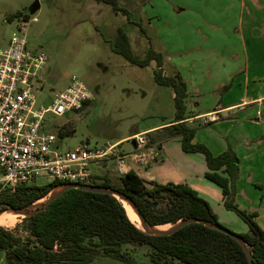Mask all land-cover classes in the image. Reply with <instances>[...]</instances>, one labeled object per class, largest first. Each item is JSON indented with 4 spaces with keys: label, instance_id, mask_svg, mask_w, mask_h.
I'll use <instances>...</instances> for the list:
<instances>
[{
    "label": "rangeland",
    "instance_id": "1",
    "mask_svg": "<svg viewBox=\"0 0 264 264\" xmlns=\"http://www.w3.org/2000/svg\"><path fill=\"white\" fill-rule=\"evenodd\" d=\"M119 3L130 11L131 19L122 12L113 11L109 4L95 0H0V49L8 45L12 33L23 22V17L15 16L11 19V15L27 12L31 18H37L27 22L29 47L34 51L44 52L49 57L42 72L43 84L36 88L38 102L50 104L54 94L66 87L72 76L81 79L95 97V101L87 108L64 116L47 117L46 128L51 132L57 134L58 129L64 125L67 129H75L70 135H58L57 147L61 151L87 141L91 146L101 145L110 137L126 133L141 123V117L151 105L150 99L156 92L151 81L154 80L153 71L157 67L155 61L147 65V68L129 62L130 67L135 68V76L131 70H127L129 66L118 64L116 72H104L96 66L95 59L106 53L101 47H108L109 40L112 43L115 41L119 26L128 31L133 50L142 57L150 47L156 45L171 52L181 49L176 51L180 55H176L173 60L180 64L181 72L178 73L183 80L188 78L190 81H198L203 77L201 69L188 71V61L195 60L205 64L210 70L209 80L212 85L220 78L231 79L230 73H218L217 68L222 66L224 70H228V64L236 61L235 65L231 64L232 69H244V41L249 50L248 64H253L256 56L251 47L254 35H251L249 27L255 21L259 29H264V1L119 0ZM138 23L148 30L144 27V32ZM149 30L151 37L147 35ZM234 53L238 55L237 59L232 58ZM138 74L148 77L140 82ZM97 80H100V85ZM205 80L208 81L207 78ZM143 84L147 86L144 92L148 96H143ZM214 100L215 97L207 95L195 102L207 105ZM168 105L170 103L166 102V110ZM131 143L125 142L121 147L130 146ZM117 169L115 158L111 157L105 168L98 162L91 164L92 173H107L113 178L114 184L122 185ZM50 182L49 177L39 176L35 184L45 186ZM221 217L220 223L236 233H241L231 218ZM16 218L14 225L2 227L25 238L27 232L21 223L23 216ZM123 248L131 252L139 262H149V247L125 245ZM0 264H6L2 249ZM91 264L126 263L100 255Z\"/></svg>",
    "mask_w": 264,
    "mask_h": 264
},
{
    "label": "trees",
    "instance_id": "2",
    "mask_svg": "<svg viewBox=\"0 0 264 264\" xmlns=\"http://www.w3.org/2000/svg\"><path fill=\"white\" fill-rule=\"evenodd\" d=\"M95 1L109 4L113 11L122 12L131 19L130 11L121 6L119 0ZM15 16L25 20L31 17L27 12H20L10 18ZM138 25L145 32L142 24ZM112 49L140 67L156 62L157 67L153 71L155 82L175 91L173 133L182 136L184 151L204 155L207 164L205 178L221 189L226 208L247 224L248 231L240 234L252 251L253 263L264 264V229L255 220L256 213L240 209L233 198L239 175L237 154L229 149L215 155L206 145L193 142L194 129L185 121L187 84L178 72L173 75L164 73L161 52L150 47L142 57L133 50L129 35L122 26L118 27ZM74 130L64 125L57 134L66 136ZM95 178L103 179L95 184L111 186L128 194L152 225L174 224L196 217L224 226L210 203L188 184L148 181L132 170L121 175L122 185L111 183L106 176ZM61 183L65 182L52 181L45 186L24 185L15 191L0 190V202L23 207L42 198ZM21 223L27 232L25 238L0 226V249L5 253L6 264H91L100 255L126 264H249L243 246L232 236L201 223H188L170 235L146 234L131 220L119 199L103 192L70 188L45 210L23 218ZM125 245L149 247V262H139L123 248Z\"/></svg>",
    "mask_w": 264,
    "mask_h": 264
},
{
    "label": "crops",
    "instance_id": "3",
    "mask_svg": "<svg viewBox=\"0 0 264 264\" xmlns=\"http://www.w3.org/2000/svg\"><path fill=\"white\" fill-rule=\"evenodd\" d=\"M259 1L264 0H253L256 3ZM258 26L255 21H252L251 27H249L251 35H254L251 47L256 56L253 64H248L250 62L249 50L246 41H244L243 54L246 62L242 65L244 69L238 71L232 69L231 64L235 65L236 61L228 64V68H226L228 70H224L222 66L217 68L218 73H230V80L220 78L212 85L209 80L210 70L205 64L195 60L187 62L188 71L201 69L203 77L198 81L184 79L188 86L185 121L194 129L193 142L206 145L215 155L229 149L237 154L240 163L239 175L235 182L234 202L242 210L249 213L255 212V220L264 229V115L262 114L264 110V50L262 51L264 43H261L264 42V29L261 30ZM145 29L148 30L147 27ZM126 32L128 33V31ZM147 35L148 37L151 35L150 30ZM112 45V40H109L108 47H101L106 53L95 59L96 66L104 72H116L118 64L124 65V67L129 66L127 70H131L135 76V68L130 67L131 65L122 55L113 51ZM153 48L163 54L165 74L173 75L181 72L180 64L173 60L176 55H180V52L176 53V51L181 49L171 52L164 48H158V45ZM237 57L238 55L235 53L232 54L233 59H237ZM143 68H147V66ZM137 77L142 82L148 76L138 74ZM151 81L156 92L150 99L149 109L140 119L141 123L133 126L124 134L108 138L105 142L120 144L119 148L124 154L123 162L120 164L121 169H119L117 159L112 157L117 163L119 176L132 170L148 181L161 184L168 182L188 184L210 203L219 219L220 216H222L221 219L231 218L241 233L247 232V224L236 213L226 208L225 196L221 189L205 178L207 164L204 155L199 152L184 151L181 144L182 136L173 133L176 112L174 89L170 86L159 85L155 80ZM97 82L100 85V80ZM142 88L143 96H148V93L144 92L147 86ZM207 95L215 97L213 103L202 105L200 102H195ZM94 101L93 95V99L88 101L83 108L89 107ZM166 102L170 103L167 110L165 109ZM207 114L218 116V119L205 123L204 117ZM148 119L152 121H148ZM136 134H145L149 138V142L146 145H138L133 139ZM125 142L132 143L130 146L121 147ZM143 152H147L148 155L150 153L148 161L145 163L135 161L133 154ZM153 153L156 155H152ZM99 164L105 168L109 164V159ZM93 174L99 177L106 176L113 183V178L107 173ZM98 181L101 182L103 179L99 178Z\"/></svg>",
    "mask_w": 264,
    "mask_h": 264
},
{
    "label": "built area",
    "instance_id": "4",
    "mask_svg": "<svg viewBox=\"0 0 264 264\" xmlns=\"http://www.w3.org/2000/svg\"><path fill=\"white\" fill-rule=\"evenodd\" d=\"M28 21L23 19L8 45L0 49V190L15 191L19 186L35 184L39 176H47L51 182L95 184L92 163L115 157L121 169L124 154L120 144L91 146L81 142L69 150L58 149V134L47 130V117L77 112L93 95L81 79L72 76L50 104L38 102L36 88L43 84L42 72L49 57L30 49ZM216 119L218 116L207 114L204 122ZM133 139L138 145L149 142L145 134H136ZM149 155L133 154L135 161L141 163L147 162Z\"/></svg>",
    "mask_w": 264,
    "mask_h": 264
},
{
    "label": "water",
    "instance_id": "5",
    "mask_svg": "<svg viewBox=\"0 0 264 264\" xmlns=\"http://www.w3.org/2000/svg\"><path fill=\"white\" fill-rule=\"evenodd\" d=\"M262 114L264 115V110ZM70 188H79V189L89 190L93 192L108 193V194L115 196L121 202L122 200H125L132 207V209L135 211V213L138 216L140 226L138 225L137 226L141 228L146 234L170 235L174 233L175 231H177L178 229H180L181 227L187 225L188 223H193V222L201 223L208 227L218 229L226 234H229L237 242H239L243 246L245 252L247 253L249 264H254L252 251L250 250L247 241L241 234L236 233L230 230L229 228L224 227L221 224L216 223L214 221L196 218V217H190L184 220H179L178 222L174 224H170V226L166 228H160L161 225H152L151 223L148 222V220L146 219V217L140 210L137 203L128 194L116 188H113L111 186H104V185H99V184H81V183H76V182L61 183L53 187L42 198L36 200L35 202L29 205L23 206V207L17 208V207L12 206L9 203L0 202V216H6L9 214L10 215L17 214L18 216L22 215L23 218L31 217L34 214L45 210L52 201L60 197L66 190Z\"/></svg>",
    "mask_w": 264,
    "mask_h": 264
},
{
    "label": "bare ground",
    "instance_id": "6",
    "mask_svg": "<svg viewBox=\"0 0 264 264\" xmlns=\"http://www.w3.org/2000/svg\"><path fill=\"white\" fill-rule=\"evenodd\" d=\"M122 203L124 204L126 211L129 215V217L131 218V220L133 222H135L138 226H140L138 216L135 213V211L132 209V207L125 200H122ZM16 216H18V215L12 214V215L0 216V225L1 226H12V225H14ZM166 227H167L166 225L160 226V228H166Z\"/></svg>",
    "mask_w": 264,
    "mask_h": 264
}]
</instances>
